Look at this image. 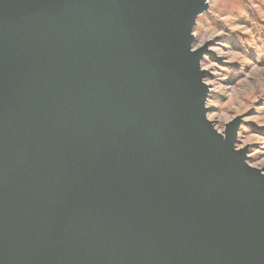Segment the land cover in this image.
I'll use <instances>...</instances> for the list:
<instances>
[{"label":"water","instance_id":"95a60500","mask_svg":"<svg viewBox=\"0 0 264 264\" xmlns=\"http://www.w3.org/2000/svg\"><path fill=\"white\" fill-rule=\"evenodd\" d=\"M208 0H0V264H264V172L208 119Z\"/></svg>","mask_w":264,"mask_h":264},{"label":"rangeland","instance_id":"374dc122","mask_svg":"<svg viewBox=\"0 0 264 264\" xmlns=\"http://www.w3.org/2000/svg\"><path fill=\"white\" fill-rule=\"evenodd\" d=\"M244 3L264 27V0H208L193 30V47L210 43V54L201 62L210 87L208 119L222 132L227 122L241 117L236 147L247 146L248 163L264 172V52Z\"/></svg>","mask_w":264,"mask_h":264},{"label":"trees","instance_id":"16d2710c","mask_svg":"<svg viewBox=\"0 0 264 264\" xmlns=\"http://www.w3.org/2000/svg\"><path fill=\"white\" fill-rule=\"evenodd\" d=\"M244 4H245V7L247 8V10L250 12L253 21L257 25V28H258L259 34H260V36H259L260 37L259 38L260 39V45H261L262 50L264 52V27L262 26L261 23L258 22V20L256 19L255 15H254V13L252 11V9L248 6V4L247 3H244ZM233 71L237 72L238 70L234 67V70Z\"/></svg>","mask_w":264,"mask_h":264}]
</instances>
